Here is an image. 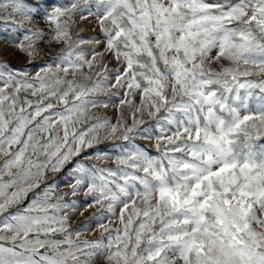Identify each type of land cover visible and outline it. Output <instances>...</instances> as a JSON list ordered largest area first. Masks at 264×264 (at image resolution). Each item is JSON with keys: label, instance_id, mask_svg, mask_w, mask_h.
I'll list each match as a JSON object with an SVG mask.
<instances>
[{"label": "snow or ice", "instance_id": "1", "mask_svg": "<svg viewBox=\"0 0 264 264\" xmlns=\"http://www.w3.org/2000/svg\"><path fill=\"white\" fill-rule=\"evenodd\" d=\"M39 18L63 49L34 76L0 62V264H264V0H0V37L35 58ZM114 99L130 125L90 115ZM70 163L58 193L46 177ZM81 192L100 211L73 229Z\"/></svg>", "mask_w": 264, "mask_h": 264}, {"label": "rangeland", "instance_id": "2", "mask_svg": "<svg viewBox=\"0 0 264 264\" xmlns=\"http://www.w3.org/2000/svg\"><path fill=\"white\" fill-rule=\"evenodd\" d=\"M72 20H74V23L70 21V32L73 37V39H76L77 37L83 38L85 40H88L89 43L82 45L83 48H95L97 52L104 53V48L106 45V41L101 33V29L97 23V21L89 17L87 20L81 19L79 16H73ZM27 27H38L42 29L45 33V39L44 42L39 44L38 46V53L35 58H30L27 54L21 53L16 47L15 43L6 40L3 37H0V62L6 63L11 67L22 69L24 71H27L30 76H34L35 73L39 70L40 67L45 66V62H50V57L55 56L57 53H59L63 49L62 44H58L56 41L51 39V36H53L54 29L49 28L46 21L42 18L35 19L32 21L31 24L26 25ZM95 37V40H92L91 38ZM212 55H215V52L212 53ZM87 58H91L88 56ZM226 63V62H222ZM107 66L108 69H120V71H123V67L115 60V58L108 53L104 54L103 63L101 64V67ZM211 67L216 68L219 70L220 64L219 63H212L210 65ZM53 67H55L53 65ZM87 71V69H85ZM255 78V77H253ZM109 80L113 83L115 82V76L109 75ZM125 90H118L116 88H112L111 86H107L105 88V92L102 93V95H111L112 93H118V96L120 98H124L125 96ZM27 95L29 99H35L31 96L30 93L22 94ZM133 99V103L137 106L140 104V94L137 93L133 97H129ZM55 104L56 102L53 101ZM59 107V105H57ZM131 111V106L124 105L120 106L119 99H114L111 101L107 107H104L103 105L98 106L95 109H92L90 111L91 114H95L99 117H107L112 123H115L117 119L123 118L124 121H126L129 125L132 122V117L129 114ZM137 119L141 118L140 113H136ZM146 124L151 123L152 118H150L146 113L142 117ZM138 143H140L142 146L146 147L147 149H150L152 154H155V148L154 143L151 141L144 140L143 138H137ZM114 141L108 140L103 142L101 145L102 147H108L112 145ZM91 151V150H89ZM82 157H77L75 159H81ZM75 160L73 161V163ZM102 165L107 164L109 167H114V161H102L99 162ZM72 163L67 164L61 171L56 173H48L46 177V183L48 184H55L56 185V191L64 192L68 190V184L72 182L71 178L68 176L69 170L72 168ZM41 187H44V184L41 185ZM29 199H31V194L29 195ZM65 200H73L76 199L78 203V207L75 210L69 211V217H70V226L71 228L75 229L81 226L86 221L90 220L92 214L94 212L100 211L98 207L94 208H86V205L82 202L84 200L83 193H78L76 197L67 196L64 197ZM91 202V201H89ZM27 203V201H25ZM83 213V215H80V213ZM119 215V207H117L116 210V216ZM113 220V227H119L120 222L118 218L111 217ZM91 229L93 231L87 232L83 234V238L87 239H96L99 238L100 232L96 228V224L92 223L90 225Z\"/></svg>", "mask_w": 264, "mask_h": 264}]
</instances>
